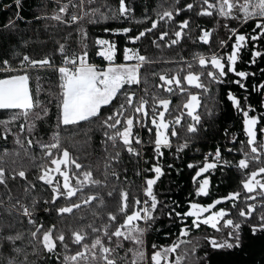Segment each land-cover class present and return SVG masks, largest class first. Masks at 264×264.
<instances>
[{
  "label": "snow or ice",
  "instance_id": "6c2138e0",
  "mask_svg": "<svg viewBox=\"0 0 264 264\" xmlns=\"http://www.w3.org/2000/svg\"><path fill=\"white\" fill-rule=\"evenodd\" d=\"M94 3L95 0H67L50 16L36 17L71 29L63 43L56 42L58 47L51 54L33 58L9 48L4 53L7 58H0V72L5 74L0 78V110L6 117L0 119V138L5 142L12 138L17 146L16 157L23 151L33 162L40 160L39 164L34 163L35 180H30L22 166H8L5 158L12 155L8 149L0 155V188L7 197L0 198V208L10 218L0 223V264H34L30 257L41 256L48 264H211L213 256L219 257L218 264H233L230 258L252 243L258 241L264 246V113L251 114L256 109L248 102L245 81L255 73L237 69L242 50L249 45L248 64H255L257 58L264 59V52L257 48V43L264 40V0H165L166 7L162 4V10H154L155 18L145 15L143 20L135 18L134 0H105L100 6L91 7ZM20 4L21 0H15L13 14L17 19H22ZM205 17L216 23L223 18L228 38L219 40V48L231 41L230 51L212 52L209 56L194 52L191 61L179 53V59H154L147 49L142 54L140 45L144 40H149L161 53L164 49L174 50L187 40L211 48L215 29L201 25ZM108 20L122 23L103 30L122 36L127 43L120 46L117 41L95 37L91 55L102 58L103 63L98 65L90 62L85 21L97 24ZM233 21L235 25L229 26ZM250 21L254 24L251 32L238 30ZM133 22L145 26L133 31ZM124 23L129 26H123ZM3 29L10 41L16 21L10 18ZM72 32L76 33L79 50L69 51L67 42ZM28 43L23 41V46ZM156 63L181 66L152 71L151 75L158 76L160 81L154 85L158 91L149 97L145 88L143 95H137L142 83L141 70ZM195 63L199 65L198 71L193 70ZM49 70L58 76V92L52 94L48 90L51 98L41 95L45 90L40 87V75L35 77V91L30 86L34 71ZM229 73L236 79L227 82L245 93L243 100L230 89L226 93L231 107L242 116L245 139L240 140L225 129L227 144L204 155L202 166L192 177L198 185L193 199L184 208L175 202L170 206L156 191L158 182L167 174L166 168H173L171 163L166 167L161 163L165 150L179 159L211 129V123L206 124L205 119L214 121L218 105L202 104L201 96L211 95L212 85L225 83ZM205 75L206 80L202 79ZM143 83L147 84L146 75ZM192 88L200 91L193 92ZM161 91L169 96L161 95ZM177 91L185 98L182 108L174 112L170 109V97ZM252 91L264 93V82L253 85ZM53 102L55 130L45 140L48 133L43 126L51 123ZM201 107L203 112L198 111ZM81 122L98 124L101 132L103 154L97 169L102 164V179L94 176L91 165L78 162V157H73L63 144L59 130L79 128ZM141 132L148 134L147 142ZM146 144L151 146V156L145 155ZM34 149H39V156ZM234 152L238 155L232 160L225 158V154ZM132 161L134 175L141 179L138 185L127 178V164ZM141 161L145 167H141ZM15 163L13 159L11 164ZM187 167L194 165L188 163ZM218 168L236 170L241 177L238 190L210 203L197 201L195 197L210 195L209 178L202 174ZM197 177L201 179L197 181ZM18 179L22 183L17 186ZM82 208L90 211V222L57 227V222L65 223L69 216L75 218ZM164 217L179 225L178 234L167 244L152 243L149 247L147 235L160 230L155 226ZM14 222L23 225V230L15 228ZM194 231L199 237L192 235ZM169 235L172 234L165 233L166 237ZM197 249L202 250V256H195Z\"/></svg>",
  "mask_w": 264,
  "mask_h": 264
},
{
  "label": "trees",
  "instance_id": "16d2710c",
  "mask_svg": "<svg viewBox=\"0 0 264 264\" xmlns=\"http://www.w3.org/2000/svg\"><path fill=\"white\" fill-rule=\"evenodd\" d=\"M6 3H11L13 0H4ZM67 0H21L20 4V16L22 19L15 20L14 12L16 11L15 6H12L8 12L2 11L0 9V58L4 57L5 51L9 48L18 49L22 53H26L33 58H42L46 54H51L55 48L58 47L57 41L61 43L64 42L63 37L71 30L67 26L56 25L55 21L52 20H44V19H36V17H43L45 15L50 16L54 11H56L61 3H66ZM105 0H95V3L90 5L91 7H98L103 4ZM109 3H113L114 0H108ZM168 3L171 0H167ZM164 4L165 7L167 4L165 0H134V15L138 20H143L145 15H148L152 18H155L154 10H162L160 6ZM103 10V9H102ZM71 11V9H70ZM13 19L16 21V29L15 34L11 36L9 39L5 38L7 33L3 29V25L8 22L9 19ZM121 21H101L97 24H87L85 21V27L89 31V50H90V62H94L98 65L103 63L101 57H97L91 55L92 46L94 43L95 37L112 39L113 41H117L120 46H123L127 43V41L121 36L117 37L113 35L111 32H105L103 29L105 27L115 28L121 25ZM162 23V22H161ZM201 25L206 28L215 29L213 36L211 37L210 43L211 48L208 45L201 44L199 42L192 43L191 40L183 41L180 46L173 49H164L163 53L155 47L151 46L149 40H144L143 44L140 45V49L142 54L145 49H147V54L152 56L154 59H160L161 56L164 58L175 57L179 59V56L176 53H179L180 56H183L186 61H191L192 53L200 52L206 56H209L212 52H220L224 53L230 51L229 41L228 45L221 49L219 48V40L228 38V33L226 29L223 27L225 21L223 18H219V23L214 22L211 18L205 17L200 21ZM235 22H229V26H234ZM123 26H129V24L124 23ZM135 31L138 28H142L145 26V23L136 24L135 22L130 25ZM75 27V26H73ZM254 28V24L250 21L246 25H240L238 30L242 33L251 32ZM196 29L194 26L193 35H195ZM28 41L27 47L23 46V41ZM68 48L69 51L73 49L79 50L76 42V33L72 32V37L68 40ZM250 47H246L242 50V59L237 62L238 70H245L250 73L254 72V76H249V78L245 81L248 85V102L256 109L254 115L259 116L261 113H264V107H261L262 102H264V93L258 91H252V86L256 85L260 82H264V59L257 58L255 64H248L247 61L250 58ZM257 48L264 52V40L257 43ZM56 63L57 65L60 63L59 54H56ZM181 65L176 64H164V63H156L151 66H146L145 69H142V83L138 87V94L143 95V90L145 88L148 89L149 97L153 91H158L154 85L156 83H160L158 76L153 77L151 75L152 71H163L166 69H175L180 67ZM194 71L199 70L198 63L194 64ZM186 74L185 73H182ZM5 74L0 72V78H2ZM36 75H40V87L45 91L41 93L42 97L51 98L48 90L51 89V93L55 94L58 92V76L52 71H41L39 73L33 72V79L30 81V86L35 91L37 86V81L35 79ZM146 75L147 84L143 83V77ZM171 75V73H169ZM202 79L206 80V75L202 77ZM236 79L233 74L229 73L228 77L225 78L226 82L216 85L213 84L211 87V95L203 94L201 96L202 104H208L212 106L213 104L218 105L215 108V117L214 121H208L205 119V123H211L212 127L207 132L202 134V138L196 142L194 145L190 146V150H185V154H181L180 158L177 159L172 152L165 150V156L161 160V163L165 165L171 163L173 164V168L168 170L166 168L167 174L158 182L156 186V191L158 193L159 198L172 206L173 202L179 204L182 208L187 206V202L190 199H193L195 196V187L196 184L193 183L192 177L195 175L196 169L199 166H202L203 157L209 152L214 151L216 146H223L227 144V140L225 139V129L229 130L230 134H235L240 140L245 139L241 127H242V116L237 113L235 109H233L230 105V102L226 99V93L230 89L234 94L243 100V96L245 95L244 90L240 89L236 84L227 82ZM186 86V84L184 85ZM137 87V86H133ZM196 92L200 91L198 89ZM161 95L168 97V93L160 92ZM212 97L216 99L213 100ZM170 109L176 112L177 108H182L183 99L185 96L183 94L176 92L174 95H171ZM51 108V123L49 125L43 126L44 131L48 134L44 135L45 140H49L51 137L52 131L55 130V114L56 107L55 102L50 106ZM198 111L203 112L204 108L201 107ZM178 114V113H177ZM5 114L3 110H0V119H4ZM264 126V125H262ZM138 129H134L136 131ZM61 138L65 147L69 149L70 154L73 157H78V162L84 165H91L94 176L103 178L101 173L103 171V166L100 164L99 169H97V163L100 161V158L103 154V148L101 145L102 135L99 130L98 124H87L85 122H81V127L76 128L69 126L68 128L62 127L60 130ZM43 134V133H42ZM141 135L144 137L145 141L148 140V134L146 132H141ZM175 146V140H174ZM237 148L239 145L237 144ZM5 149H8L9 153L12 154L5 159L8 161L9 167H23L26 169L28 178L30 180H35L34 173L37 172V168L34 166L35 164H39L40 160L37 159L35 162L30 160L27 156H24L23 151L19 157L14 155V151L17 149V146L13 143L11 137L5 142L2 138H0V155H3ZM199 149V151H197ZM34 154L39 156V149L33 150ZM145 155L151 156V146L146 144ZM238 153L234 152L231 155L225 154V158L232 160L233 157L237 156ZM15 160L16 163L11 164L12 160ZM188 163H192L194 165L193 168L189 169L187 167ZM134 165L135 161L127 164V178L129 182H134L135 185L141 183V179L134 175ZM141 161V167H145ZM74 169V165L72 166ZM179 169V171H177ZM210 181V195L207 197H195V199L201 203H210L212 199H215L219 196L226 195L229 191H235L239 188V182L241 177L237 174L234 168L224 169L221 171L219 168L214 170L213 173L208 174ZM123 178V177H122ZM22 183L17 180V186ZM37 190L39 191V184L37 185ZM46 195V193H45ZM0 198L7 200V197L4 195L2 188H0ZM75 211V210H74ZM40 215H44V213H40ZM79 217H84L83 220H80ZM7 219H10L7 214L4 212L3 208H0V223H4ZM54 220L55 217L53 216ZM93 219L90 211L87 208H82L80 211L76 212V217L73 218L69 216L68 220L65 223L57 222V227H65L66 224H72L75 226L76 224H87ZM99 224V221H96ZM15 228L19 230H23V225L14 222ZM160 230L150 231L147 235V243L150 247L152 243L159 244H167L171 242L172 239L175 238V235L178 234V224H172L167 220L166 217L161 218L160 222L155 226ZM211 231V229H209ZM165 233H170L172 235L165 236ZM194 237H199V233L194 231L192 234ZM203 252L200 249H197L195 256H202ZM195 256L192 258L195 259ZM34 261V264H48V261L44 257H30ZM233 261V264H264V246H262L258 241L249 245L243 252L236 253L233 257L230 258ZM219 257H212L211 264H218Z\"/></svg>",
  "mask_w": 264,
  "mask_h": 264
},
{
  "label": "built area",
  "instance_id": "2783aa9c",
  "mask_svg": "<svg viewBox=\"0 0 264 264\" xmlns=\"http://www.w3.org/2000/svg\"><path fill=\"white\" fill-rule=\"evenodd\" d=\"M5 4H8V5H10L11 7H12V6H15V0H13L11 3H6L4 0H0V9H1L2 11L8 12V11L10 10L11 7H9V8H5V7H4ZM15 8H16V6H15ZM19 13H20V7H19ZM15 20H17L16 17H15Z\"/></svg>",
  "mask_w": 264,
  "mask_h": 264
},
{
  "label": "rangeland",
  "instance_id": "374dc122",
  "mask_svg": "<svg viewBox=\"0 0 264 264\" xmlns=\"http://www.w3.org/2000/svg\"><path fill=\"white\" fill-rule=\"evenodd\" d=\"M104 39H107V38H104ZM109 40H112V39H109ZM139 87V86H138ZM185 87H189V86H185ZM191 91H193V92H196L195 90L196 89H194V88H192V89H190ZM178 92V91H177ZM139 92L137 91V94H138ZM178 93H180V92H178ZM181 94H183V93H180V95ZM184 96H185V94H183ZM174 139V138H173ZM214 172V170H210L208 173H204V174H202L203 176H207L208 177V174H210V173H213ZM209 178V177H208ZM199 179H201V177H197V181L199 180ZM196 186H198V185H196ZM209 191H210V187H209Z\"/></svg>",
  "mask_w": 264,
  "mask_h": 264
}]
</instances>
